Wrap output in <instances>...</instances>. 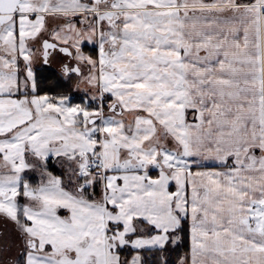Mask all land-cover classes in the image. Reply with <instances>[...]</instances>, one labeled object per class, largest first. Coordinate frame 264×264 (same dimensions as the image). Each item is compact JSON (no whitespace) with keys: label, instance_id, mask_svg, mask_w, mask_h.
I'll use <instances>...</instances> for the list:
<instances>
[{"label":"snow or ice","instance_id":"obj_1","mask_svg":"<svg viewBox=\"0 0 264 264\" xmlns=\"http://www.w3.org/2000/svg\"><path fill=\"white\" fill-rule=\"evenodd\" d=\"M0 264H264V0H0Z\"/></svg>","mask_w":264,"mask_h":264},{"label":"trees","instance_id":"obj_2","mask_svg":"<svg viewBox=\"0 0 264 264\" xmlns=\"http://www.w3.org/2000/svg\"><path fill=\"white\" fill-rule=\"evenodd\" d=\"M44 75L47 76V75H49V73L45 72Z\"/></svg>","mask_w":264,"mask_h":264}]
</instances>
